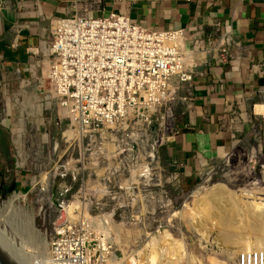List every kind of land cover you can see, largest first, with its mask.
Listing matches in <instances>:
<instances>
[{
	"label": "built area",
	"instance_id": "1",
	"mask_svg": "<svg viewBox=\"0 0 264 264\" xmlns=\"http://www.w3.org/2000/svg\"><path fill=\"white\" fill-rule=\"evenodd\" d=\"M73 8L72 15L53 21L49 34L30 51L27 76L16 71L15 90L0 80L1 124L17 134V169L36 162L32 146L22 139L24 119L36 120L43 144L55 128L63 129L64 116L73 134L63 133L62 139L72 141L75 159L59 161L46 175V181L69 180L77 187L61 191L63 201L55 205L47 264H145L143 254L127 262L116 250L113 226L98 202L114 197L102 185L110 176L97 170L112 161L125 167L141 154L156 160L159 149L180 133L178 108L192 104L194 78L202 75L203 65L195 57L217 53L226 62L230 40L218 26L205 40L190 39L183 31L141 26L126 14H105L99 4L76 0ZM71 203L78 216L73 222L66 213L63 218L64 206ZM238 262L264 264V251L243 253Z\"/></svg>",
	"mask_w": 264,
	"mask_h": 264
},
{
	"label": "rangeland",
	"instance_id": "2",
	"mask_svg": "<svg viewBox=\"0 0 264 264\" xmlns=\"http://www.w3.org/2000/svg\"><path fill=\"white\" fill-rule=\"evenodd\" d=\"M263 102L264 95L255 105ZM253 110L254 108H251L246 112L245 118L250 127L242 142L224 158L202 167L196 175L186 177L176 168H172L164 158V147L159 149V156L154 161L147 160V156L141 154L140 159L131 158L125 167H119L112 161L110 166L98 168V174L110 176V182L102 185L109 188L114 197L98 202L103 206L104 214L113 215L111 233L115 248L123 260L128 262L143 254L145 264H168L169 256L183 251V257L176 264H213L215 261L214 264H239L240 256L245 253L241 248L243 245L254 244V240L251 242V237H247V240L246 236H243L246 240L238 241L241 246L225 243L220 236V227L215 225L218 210H214L213 219L210 217L212 221H204L202 214L208 207L211 210L208 198L214 186L220 185L228 190L221 202L223 210H229L230 205L235 203L238 196L241 197L243 191L253 192L264 198V116H260L264 115V104L256 109L260 115H255ZM53 117H56V113ZM63 119V129L55 128L50 142L44 144L41 142L40 130L35 132L36 120L24 119L21 127L24 130L22 139L26 140L28 146H32L36 162H33V167L25 165L17 169V134L13 135L1 124L0 116V212L15 193L21 192L26 196L25 199H18L15 206L24 208L35 216V231L28 240L31 242H26L28 246L39 244L43 240L51 244L54 235L53 223L57 219L53 211L58 201H63L60 194L64 192L61 191L66 188L77 190L76 184L70 183L69 180L57 179L49 182L41 179L50 172L53 174L59 161L63 163L75 159L73 147L70 145L72 141L68 144L66 137L62 139L69 124L65 116ZM55 144L59 148L53 153ZM43 163L45 167L42 166ZM32 177H35L36 181L31 182ZM66 199L74 202L69 197ZM237 207L240 208L236 201V212L242 216L241 209L238 211ZM231 213L234 214L229 210V214ZM66 214L63 212V218ZM238 214L236 213V222L239 226L243 224V217ZM3 230H6V227ZM10 236L24 249L21 239L11 234ZM179 246L183 249L178 250ZM173 247L177 249L174 251ZM163 248L166 250L162 254L160 251ZM169 250L172 252L168 253ZM156 253H159L157 258L154 257ZM151 256L154 257L152 261Z\"/></svg>",
	"mask_w": 264,
	"mask_h": 264
},
{
	"label": "crops",
	"instance_id": "3",
	"mask_svg": "<svg viewBox=\"0 0 264 264\" xmlns=\"http://www.w3.org/2000/svg\"><path fill=\"white\" fill-rule=\"evenodd\" d=\"M76 0H0V80L11 85L30 51L49 34L55 20L72 15ZM105 14H126L157 30L183 31L205 40L215 33L230 40V56L197 55L202 75L194 78L190 108H178L180 133L163 150L166 162L190 177L227 156L248 134L247 110L264 95V0H82ZM83 5V4H82ZM94 16L102 12H94ZM12 96V94H10ZM264 116V115H260Z\"/></svg>",
	"mask_w": 264,
	"mask_h": 264
},
{
	"label": "bare ground",
	"instance_id": "4",
	"mask_svg": "<svg viewBox=\"0 0 264 264\" xmlns=\"http://www.w3.org/2000/svg\"><path fill=\"white\" fill-rule=\"evenodd\" d=\"M72 135L73 134L71 131L65 132V136H67L69 138H72ZM44 179L46 180V175L42 176V181ZM227 191H226V188H224L223 186H220V185L214 186L212 188L211 195L208 198V201H210L209 206L211 205L210 206L211 210H209V207L207 209H204L203 214H202V219L204 218V221L210 220V217H211V219H213L212 217L214 216L213 215L214 210L215 211L218 210L217 211V213L219 214L218 220L216 222L215 221L214 222H215V225H218L220 227V229H221L220 236L223 238L222 240H224L225 243L237 245L238 241L240 242L241 239L246 240L245 238H243V236H246V238L251 237V242L253 239L254 244H248L246 246L243 245V248H241V249H244L243 252L248 253V252H255V251H264V198L258 197L259 194L256 195V193L249 192V191H243L241 197L238 196V199L236 201H237V205L240 208L237 207L238 208L237 210L239 211L241 209L240 211L242 212V216L241 215L240 216L243 217L242 218L243 224L238 226V224L236 222V213L238 214L239 212H236V201H235V203H232L230 205V207L228 208L229 210L234 212L233 215H232V213L229 214V210H225V209L223 210L222 205H221V202H223V198L228 194ZM21 198L25 199L26 196L17 194V195H14L9 202L5 203L3 210L0 212V231L3 234H5L16 245V247L24 254V256L26 257V259L29 261L30 264H47L48 258H49L48 256H49L50 245L47 244L45 242V240L41 241L39 244L34 243L30 246H28L26 244V242L28 240H30L32 238V236L34 235L35 216L32 214H29L26 211V209L15 206V202ZM234 199H236V198H234ZM64 208H65V213L67 212V215H68V218L70 221L73 222V221H76L78 219V216L74 212L75 208H76L75 203H71L69 206L65 205ZM226 211H228V212H226ZM193 213H195V212H193ZM193 213H192V215H193ZM239 214H238V216H239ZM112 216H113L112 213H107V215H104L103 218L108 221V224L110 223L113 225ZM216 217H217V215H216ZM193 218H195V217H193ZM214 220H216V219H214ZM210 221H212V220H210ZM213 225H214V223H213ZM4 227H6V230H3ZM239 230H242V232ZM240 232H241V234L242 233L243 234L242 235L239 234ZM10 234L17 237L18 239L22 240L23 245H24V249L17 245L16 240L13 239L12 236H10ZM39 236L40 235L38 234V237ZM248 239L249 238H247V240ZM28 242H31V241H28ZM166 243H167V241H166ZM242 243L244 244L246 242H242ZM167 245L169 246V244H167ZM178 245L179 244H177V246ZM241 245L238 244V246H241ZM30 247H32V252H30ZM173 249H174V247H173ZM175 249H177V248H175ZM175 249H174V251H175ZM179 249H183V248H180V246H179L178 250ZM169 252L171 253L172 250L171 251L169 250L168 253ZM182 252H179V251H178V253L175 252V253H177V255L174 253V256H171L172 258L169 256L170 260H168L169 261L168 264H176V262L179 261L180 258L183 257ZM158 254L156 253L154 255V257L157 258L156 255H158ZM153 258L151 256V261ZM157 260H155V261H157Z\"/></svg>",
	"mask_w": 264,
	"mask_h": 264
},
{
	"label": "water",
	"instance_id": "5",
	"mask_svg": "<svg viewBox=\"0 0 264 264\" xmlns=\"http://www.w3.org/2000/svg\"><path fill=\"white\" fill-rule=\"evenodd\" d=\"M0 264H30L16 245L0 231Z\"/></svg>",
	"mask_w": 264,
	"mask_h": 264
}]
</instances>
